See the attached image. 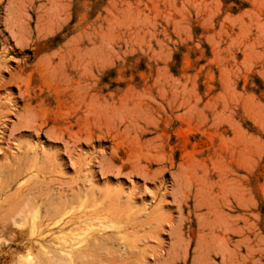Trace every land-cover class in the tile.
I'll use <instances>...</instances> for the list:
<instances>
[{
	"label": "rangeland",
	"instance_id": "rangeland-1",
	"mask_svg": "<svg viewBox=\"0 0 264 264\" xmlns=\"http://www.w3.org/2000/svg\"><path fill=\"white\" fill-rule=\"evenodd\" d=\"M81 263L264 264V0H0V264Z\"/></svg>",
	"mask_w": 264,
	"mask_h": 264
},
{
	"label": "bare ground",
	"instance_id": "bare-ground-1",
	"mask_svg": "<svg viewBox=\"0 0 264 264\" xmlns=\"http://www.w3.org/2000/svg\"><path fill=\"white\" fill-rule=\"evenodd\" d=\"M106 239H107V238H106ZM101 240H102V239H101ZM94 245H95V244H94ZM101 248H102V247H101ZM62 250H63V249H62ZM101 250H102V249H101ZM104 250H107V251H108V249H104ZM81 252H82V251H81ZM132 252H133V251H132ZM98 253H99V252H98ZM98 253H97V254H98ZM83 254H84V253H83ZM78 255H79V254H78ZM74 256L76 257V255H74ZM101 256H102V255H101ZM86 257H87V256H85L84 258H86ZM77 258H78V257H77ZM88 258H89V257H87V259H88ZM63 259H64V257H63ZM96 259H97V258H96ZM67 260H68V259H67ZM74 260H75V259H74ZM76 260H77V259H76ZM76 260H75V261H76ZM78 260H79V259H78ZM83 260H84V259H83ZM60 261H61V260H60ZM75 261H74V262H75ZM92 261H93V260H92ZM118 261H119V260H118ZM81 264H82V263H81ZM99 264H100V263H99Z\"/></svg>",
	"mask_w": 264,
	"mask_h": 264
}]
</instances>
